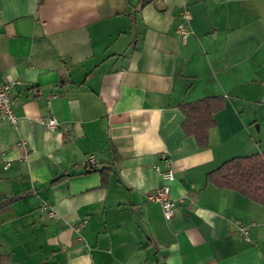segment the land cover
I'll use <instances>...</instances> for the list:
<instances>
[{"label": "crops", "instance_id": "obj_1", "mask_svg": "<svg viewBox=\"0 0 264 264\" xmlns=\"http://www.w3.org/2000/svg\"><path fill=\"white\" fill-rule=\"evenodd\" d=\"M0 82L17 118L0 122V264H264V205L206 181L264 151V0H0ZM213 96L199 146L180 105ZM160 153L170 219L146 200Z\"/></svg>", "mask_w": 264, "mask_h": 264}, {"label": "trees", "instance_id": "obj_2", "mask_svg": "<svg viewBox=\"0 0 264 264\" xmlns=\"http://www.w3.org/2000/svg\"><path fill=\"white\" fill-rule=\"evenodd\" d=\"M224 102V97L213 96L180 105L184 115L181 124L184 133L193 136L199 146H205L208 130L214 124L212 114L220 110ZM92 171H96L95 167L87 172ZM206 181L264 205V151L224 161L206 175Z\"/></svg>", "mask_w": 264, "mask_h": 264}, {"label": "built area", "instance_id": "obj_3", "mask_svg": "<svg viewBox=\"0 0 264 264\" xmlns=\"http://www.w3.org/2000/svg\"><path fill=\"white\" fill-rule=\"evenodd\" d=\"M191 16L187 9H183L181 12V20L176 26V33L178 34L181 41H186L191 34L188 27V22ZM49 97H52L50 95ZM13 98L11 95V83L10 82H0V122L7 121L11 125L17 124V118L12 110ZM41 123L47 129H54L58 126L57 120L50 114ZM160 160L162 161V167L155 165V169L161 178V185L149 193L146 194V200L150 202H156L160 205L162 214L165 219H170L173 217L175 212V203L170 196V182L174 179V172L171 165V161L166 153H160ZM96 159L93 154H89L83 159L84 168L89 171L93 170L95 167ZM9 163L6 162L4 168H7ZM42 208L48 211L51 217L56 218V211L48 204L43 203ZM86 222L82 219L79 225L82 226ZM238 224V231L242 234L245 239H248L249 226Z\"/></svg>", "mask_w": 264, "mask_h": 264}]
</instances>
